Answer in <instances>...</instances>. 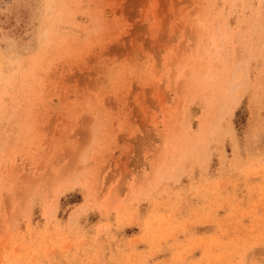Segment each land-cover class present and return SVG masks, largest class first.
Segmentation results:
<instances>
[{
  "label": "rangeland",
  "instance_id": "obj_1",
  "mask_svg": "<svg viewBox=\"0 0 264 264\" xmlns=\"http://www.w3.org/2000/svg\"><path fill=\"white\" fill-rule=\"evenodd\" d=\"M0 264H264V0H0Z\"/></svg>",
  "mask_w": 264,
  "mask_h": 264
}]
</instances>
